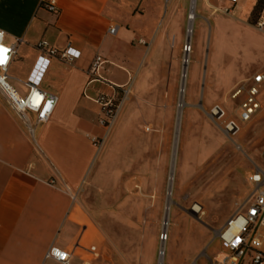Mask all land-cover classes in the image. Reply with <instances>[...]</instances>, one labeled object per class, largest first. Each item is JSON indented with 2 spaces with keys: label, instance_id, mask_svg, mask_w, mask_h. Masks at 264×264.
Here are the masks:
<instances>
[{
  "label": "crops",
  "instance_id": "1",
  "mask_svg": "<svg viewBox=\"0 0 264 264\" xmlns=\"http://www.w3.org/2000/svg\"><path fill=\"white\" fill-rule=\"evenodd\" d=\"M45 1L0 0L3 41L16 43V52L6 68L9 89L19 95L27 92L37 58L47 56L48 48L72 47L79 51L78 58L70 63L47 56L49 65L38 88L55 94L57 102L42 125L30 116L34 135L0 87V264H59L44 256L51 245L69 251L73 264L97 258L92 253L100 249L94 231L84 222L78 225L73 221L80 214L73 202L76 189L91 163L105 153L92 141L93 137L103 139L104 132L95 98L100 93L120 95L129 87L146 55L148 41L163 44L184 40L188 0H56V11L44 7ZM221 3L223 8L233 6L236 16L247 17L257 8L260 16L264 15V0ZM214 7L210 0H197L194 11L196 8L200 15L203 9ZM112 25L116 26L113 34L108 31ZM39 42L45 47L39 48ZM96 55L103 62L92 73ZM127 112L126 105L119 111L111 134L121 129ZM250 193L251 188L241 203ZM149 200L134 196L122 207L128 214L127 225L134 228V252L124 261L113 257V264H155L157 218H150L153 209L151 214ZM95 215L98 225L105 226V210L97 208ZM230 215L211 229L207 264L219 261L225 252L217 231ZM171 221L165 264H190L197 244L191 252L188 250L193 238L199 240L200 224L188 215L173 214ZM119 225L113 220V227ZM261 234L264 252V230ZM76 242L78 245H74ZM248 260L246 255L244 264Z\"/></svg>",
  "mask_w": 264,
  "mask_h": 264
},
{
  "label": "rangeland",
  "instance_id": "2",
  "mask_svg": "<svg viewBox=\"0 0 264 264\" xmlns=\"http://www.w3.org/2000/svg\"><path fill=\"white\" fill-rule=\"evenodd\" d=\"M210 2L215 9H203L198 15L195 8L188 34L190 6L192 10L197 4L188 0L182 42H147L135 78L120 93L124 96L120 112L128 106L125 122L113 134L117 119L108 132L102 127L99 150L105 153L91 163L73 201L80 213L73 221L84 222L94 231L100 247L92 252L97 264H113V257L124 261L134 252V228L127 225L128 214L122 208L134 196L150 199V218H157L155 261L162 245L168 253L171 218L176 214L199 222V240L193 238L188 250L197 244L190 264H207L213 225L248 196L247 175L254 164L264 165V103L230 137L222 130V121L210 116V109L219 105L224 118H236L242 95L231 98L232 91L253 72L264 70V31L256 25L260 9L242 17L233 7L226 11L221 0ZM185 44L190 45L189 51H184ZM185 55L183 106L177 119ZM193 205L201 210H192ZM97 208L108 214L105 226L97 223ZM113 220L121 225L113 227ZM161 234L167 235L166 240H161Z\"/></svg>",
  "mask_w": 264,
  "mask_h": 264
},
{
  "label": "built area",
  "instance_id": "3",
  "mask_svg": "<svg viewBox=\"0 0 264 264\" xmlns=\"http://www.w3.org/2000/svg\"><path fill=\"white\" fill-rule=\"evenodd\" d=\"M228 1L234 5L237 0ZM43 5L50 11L57 10L56 0H47L43 2ZM232 7L225 8V10L232 11ZM256 25L264 31V15L259 16ZM115 30V25L108 29L109 33L112 34ZM3 35V31L0 29V87H2L5 98L13 111L27 126L29 132L34 135V127L31 124L30 116L32 115L36 124L42 125L49 120L53 107L57 102L55 94L46 93L38 88L49 65L50 60L47 56H58L70 63L78 58L79 51L72 47H66L62 50L48 48L47 56L37 58L28 79L27 92L24 95H19L5 84L6 68L12 55L16 52V43L6 44L3 41ZM139 41L144 43L142 40ZM37 46L44 48L45 44L39 42ZM183 48L184 51H189L190 45L185 44ZM102 62V58L96 55L91 63L90 72L96 73ZM126 90H123L122 93H125ZM239 95H242V99L236 107V118H224L225 111L219 105H214L210 109L211 118L213 121H222V130L228 137L234 135L242 124L249 121L264 103V72L258 71L247 77L241 85L232 91L230 96L235 98ZM95 101L98 103L101 113L98 122L108 132L122 107L124 96L100 93ZM102 140L92 138L93 144L97 147H99ZM261 155L264 160V150ZM247 181L251 187L249 198L240 203L217 231L220 244L225 252L219 261L209 264H244L246 255L249 259L247 264L264 263L263 240L261 238V232L264 230V165L254 164L247 175ZM194 206L196 205H193L192 208ZM196 207L199 209H195V211L201 208ZM166 237V234H161V240H166ZM44 256L45 258H52L59 264H73L71 253L55 245L49 246ZM79 264L97 263L94 260L85 259ZM155 264H165L164 248L159 249Z\"/></svg>",
  "mask_w": 264,
  "mask_h": 264
},
{
  "label": "bare ground",
  "instance_id": "4",
  "mask_svg": "<svg viewBox=\"0 0 264 264\" xmlns=\"http://www.w3.org/2000/svg\"><path fill=\"white\" fill-rule=\"evenodd\" d=\"M192 7L194 8V6H192ZM194 18H195V11H194V9H192V10H190V13H189V19L190 20H189V24H188V28H187L188 34L191 33V31H192V21H193ZM187 63H188V56L185 55L184 59H183V78H182V83L180 85L181 89H180V97H179V101H178V112H177L178 113V117H177V119L179 118L181 107L183 106V91H184V82H185L186 71H187ZM172 170H173V164H172V167H171V173H172ZM170 185H171V182H169V185H168L169 188H170ZM129 186H130V184H129ZM169 194H170V192H169ZM166 200H167L166 208L168 209V205H169V203L171 201V198L169 197V195L167 196ZM195 209L197 210L199 208L194 206L192 208V210L195 211ZM200 210H201V208H200ZM202 213L204 214V212H202ZM166 214H167V212H166ZM163 224H164V228H165L166 225H167V216L166 215H165V218L163 219ZM161 249H163V245L161 246Z\"/></svg>",
  "mask_w": 264,
  "mask_h": 264
},
{
  "label": "water",
  "instance_id": "5",
  "mask_svg": "<svg viewBox=\"0 0 264 264\" xmlns=\"http://www.w3.org/2000/svg\"><path fill=\"white\" fill-rule=\"evenodd\" d=\"M39 125H41V124H39Z\"/></svg>",
  "mask_w": 264,
  "mask_h": 264
}]
</instances>
